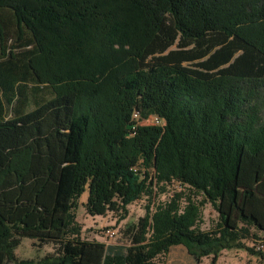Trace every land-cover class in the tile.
<instances>
[{"label":"trees","instance_id":"16d2710c","mask_svg":"<svg viewBox=\"0 0 264 264\" xmlns=\"http://www.w3.org/2000/svg\"><path fill=\"white\" fill-rule=\"evenodd\" d=\"M263 83L264 0H0V264H157L173 246L264 260L243 242L264 240ZM173 184L124 252L81 237L83 193L124 219ZM23 238L51 251L19 258Z\"/></svg>","mask_w":264,"mask_h":264},{"label":"rangeland","instance_id":"374dc122","mask_svg":"<svg viewBox=\"0 0 264 264\" xmlns=\"http://www.w3.org/2000/svg\"><path fill=\"white\" fill-rule=\"evenodd\" d=\"M13 44V42H11ZM22 47H14L13 52H21ZM264 84V83H263ZM29 86V85H28ZM50 89L44 87L41 96L48 98ZM258 102L264 106V87L259 91ZM135 118V117H134ZM140 118H135L138 124ZM141 122V121H140ZM142 123V122H141ZM161 191L158 185L151 196H142L127 206V215L124 219L119 218V213L107 211L101 215L89 214L83 206L86 201V192L79 199V206L76 210V220L81 227V237L88 240H97L109 246H114L115 250L124 252L130 244V232L135 229L139 218H142L146 210H152L158 203L167 200L173 191L183 190L179 185L173 184L164 187ZM187 192V191H184ZM217 220V213L210 204H205L201 209V217L198 223L202 230L213 228ZM112 233V236H110ZM260 238L264 239V232L258 233ZM256 238L251 237L243 242L246 248H254ZM121 248V249H119ZM51 251L49 245L42 247L34 246L33 241L23 238L19 246L15 249L17 257L28 260H37L44 254ZM157 264H195L192 258L187 254L182 246H173L165 254L157 256ZM199 264H210V257H203ZM215 264H264L263 258L248 249H224L221 250Z\"/></svg>","mask_w":264,"mask_h":264},{"label":"crops","instance_id":"0c3cea01","mask_svg":"<svg viewBox=\"0 0 264 264\" xmlns=\"http://www.w3.org/2000/svg\"><path fill=\"white\" fill-rule=\"evenodd\" d=\"M24 90H25L24 93L27 95V100H24V102H22V103H23V110L26 111V110H30L33 107V104L35 103L36 98L35 99L32 98V95H33V93L31 92L32 85H29V86L25 87ZM3 95H5V92L2 90V88H0V99H1V102L4 101L3 100ZM15 95L16 94L14 92V97H15ZM15 102L16 101H14V103ZM3 104H4V102H3ZM15 107H17V106H15Z\"/></svg>","mask_w":264,"mask_h":264},{"label":"built area","instance_id":"2783aa9c","mask_svg":"<svg viewBox=\"0 0 264 264\" xmlns=\"http://www.w3.org/2000/svg\"><path fill=\"white\" fill-rule=\"evenodd\" d=\"M134 117L135 118H139V116L137 115V113H134ZM139 122V121H138ZM143 123H150V124H155V125H159L161 122L160 120L158 119V117L156 116H153V117H150L148 118L147 120H145V122L143 121ZM110 236H112V233H110ZM254 248L257 250V251H261L263 252L264 251V240H261L259 241L258 243L255 244Z\"/></svg>","mask_w":264,"mask_h":264}]
</instances>
